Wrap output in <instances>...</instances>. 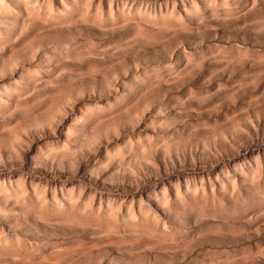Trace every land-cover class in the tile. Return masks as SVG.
I'll list each match as a JSON object with an SVG mask.
<instances>
[{
  "label": "rangeland",
  "instance_id": "1",
  "mask_svg": "<svg viewBox=\"0 0 264 264\" xmlns=\"http://www.w3.org/2000/svg\"><path fill=\"white\" fill-rule=\"evenodd\" d=\"M0 264H264V0H0Z\"/></svg>",
  "mask_w": 264,
  "mask_h": 264
}]
</instances>
